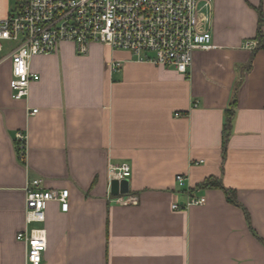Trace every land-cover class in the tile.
Segmentation results:
<instances>
[{
	"label": "crops",
	"instance_id": "crops-1",
	"mask_svg": "<svg viewBox=\"0 0 264 264\" xmlns=\"http://www.w3.org/2000/svg\"><path fill=\"white\" fill-rule=\"evenodd\" d=\"M211 8L212 46L194 52L186 74L98 44L81 56L62 43L32 58L39 80L16 100L11 61L0 60V264H25L16 235L34 180L69 192L67 212L51 202L35 225L47 235L42 264H264V49L246 47L257 41L264 0H211ZM11 12L0 0V18ZM111 57L124 61L118 71L107 67ZM17 133L26 137L24 160ZM121 163L131 168L134 204L108 199L117 196L108 166ZM177 175L204 204L172 209L188 198ZM210 177L233 190L237 204L220 189L199 188Z\"/></svg>",
	"mask_w": 264,
	"mask_h": 264
},
{
	"label": "built area",
	"instance_id": "built-area-1",
	"mask_svg": "<svg viewBox=\"0 0 264 264\" xmlns=\"http://www.w3.org/2000/svg\"><path fill=\"white\" fill-rule=\"evenodd\" d=\"M13 12L0 18V55L11 61L9 82L12 98L25 99L29 86L39 76L30 69L36 56L55 54L62 43H71L76 54L87 55L91 45L98 44L112 53H128L131 61L186 74L196 51L211 48V0H17ZM258 42L247 43L254 49ZM124 61L111 57L110 71H118ZM33 109L30 115L36 113ZM18 157L24 160L26 137L15 136ZM128 163L109 164V182L129 180ZM178 187L187 195L186 205H172V209L202 205L204 197H195V190L187 186V178L177 175ZM42 180L26 184L25 228L16 237L25 246V264H42L47 249V235L43 227L47 205L57 202L61 212L68 210L67 190L40 189ZM118 204H134L137 197L126 194L108 195Z\"/></svg>",
	"mask_w": 264,
	"mask_h": 264
},
{
	"label": "trees",
	"instance_id": "trees-1",
	"mask_svg": "<svg viewBox=\"0 0 264 264\" xmlns=\"http://www.w3.org/2000/svg\"><path fill=\"white\" fill-rule=\"evenodd\" d=\"M264 25V16L261 9L257 10V30L255 39L258 41L256 51L264 49V32L262 27ZM251 68V62L248 65V70ZM236 109V88L233 90L231 100L228 108L224 111V122L222 126V158L224 159L226 153V145L232 132L233 121ZM16 146H18L16 144ZM199 188L202 189H220L226 195L227 201L232 204H237L233 190L227 189L222 182L213 178H208L200 183Z\"/></svg>",
	"mask_w": 264,
	"mask_h": 264
},
{
	"label": "water",
	"instance_id": "water-1",
	"mask_svg": "<svg viewBox=\"0 0 264 264\" xmlns=\"http://www.w3.org/2000/svg\"><path fill=\"white\" fill-rule=\"evenodd\" d=\"M129 190L128 180L122 181L120 185L117 182L111 183V192L114 195L126 194Z\"/></svg>",
	"mask_w": 264,
	"mask_h": 264
},
{
	"label": "rangeland",
	"instance_id": "rangeland-1",
	"mask_svg": "<svg viewBox=\"0 0 264 264\" xmlns=\"http://www.w3.org/2000/svg\"><path fill=\"white\" fill-rule=\"evenodd\" d=\"M17 0H6V5H7V8L10 11H14V8L17 4Z\"/></svg>",
	"mask_w": 264,
	"mask_h": 264
}]
</instances>
